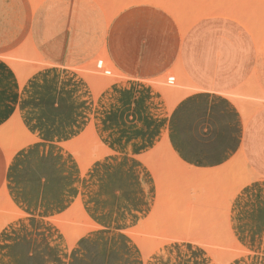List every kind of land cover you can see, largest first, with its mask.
<instances>
[{
	"label": "rangeland",
	"instance_id": "1",
	"mask_svg": "<svg viewBox=\"0 0 264 264\" xmlns=\"http://www.w3.org/2000/svg\"><path fill=\"white\" fill-rule=\"evenodd\" d=\"M43 1L0 0V137H6L9 145L7 147L6 138V140L1 138L0 143L6 144L2 146L9 153V157L16 152L17 147V149L20 148L16 141L12 142L11 138L17 136L13 134L19 133L18 136L21 139L24 138L26 141L28 139L26 136L23 137L22 126L29 133L43 129L56 130L63 138L68 139L79 137L93 128L95 137L97 136L103 145L112 144L110 147L112 149H114L113 146L117 147L116 143L133 145L134 152L128 154L138 159L153 153L154 148L159 143H163L165 139L178 160L187 169L191 167L197 171L222 167L236 157L239 152L234 154L235 149L229 148L226 152L232 153L225 164L203 169L205 165L196 163L194 158L181 151L180 147L175 144L176 131L173 118L179 103L188 95L180 99L181 101L179 100L170 111L169 106L174 102L175 95L171 97L165 95L152 82L165 77L174 69L173 66L179 57L177 52L176 56L172 54V50L177 47L178 38L183 34L186 24L189 25L196 19H198L196 25L206 24L216 29L222 27L234 34L248 36L254 43L253 51L256 52L258 59L256 74L251 76L246 84L225 94L227 97L240 100L239 105L226 97L233 106L235 117L244 124L245 120L248 121L259 113L257 112L259 108H264V0H161L168 6L171 5V8L169 6L170 11L155 4L154 0H96L106 16L109 12L115 13L111 19L107 16L110 22V35L101 52L106 54L109 60L104 56L100 57V53V56L98 55L100 58L96 57L98 60L94 58L72 69L54 66L41 56L40 59L30 39V22ZM160 28H164L165 42L163 47L161 44L159 57L154 58L148 53L149 45L153 43L151 39L154 40L152 33H156L155 31ZM27 41L31 43L33 49L30 47L27 51H23ZM20 47L22 48L18 51ZM15 55L14 60L17 63L11 58ZM11 61L17 65L12 64ZM15 67L23 71V74L27 73L26 77L21 78ZM34 68L36 69L33 71ZM79 70L80 73L95 74L97 81L91 82L87 78H81V82L66 84L51 75H46L49 71L66 75ZM107 78L114 80L104 83ZM170 79L166 83L169 89L179 90L181 87L193 92L204 89L202 86L194 85L190 79L184 80L183 84L179 78ZM13 118L19 119L21 123L17 122L13 126L7 125ZM261 122L263 128L257 126L260 132L264 131V119L260 122L256 120V123ZM259 136L262 139L254 138L252 145L249 143L246 149L241 148L240 150L243 151L244 158L251 167V173L246 170L243 162L238 163L232 170L234 172H230L229 179L224 180V176L223 181L220 178L224 183L220 180L214 182L216 179H210L213 183L203 180L197 182L198 178L196 179L193 175L189 176H193V179L195 177L196 181L195 179L189 181L191 179L185 177L184 167L167 150L161 151L165 152L161 155L153 156L155 162L151 157V161L156 164L159 172H157L158 169L156 172L151 170V167L155 168L149 163L150 157H148L149 167L146 165L147 161L144 163L139 159L145 167H148H146L147 172L152 182V204L147 218L127 233L138 243L145 255H150L149 247L152 250L151 246L158 244L162 238L171 236L169 239L173 242L175 237L173 235H177V239L181 237L182 242L203 250L210 264H240L243 261L242 258L249 252L239 242L242 238H238L234 225V206L236 196L244 187L243 184L247 185L244 179L245 181L241 182L242 186L239 188L238 182L244 178L243 175L245 178L247 175L250 183L254 180H264V173H261L264 171V134H259ZM80 140L79 143L75 141L78 147L81 146L79 147L80 152H89L87 155L85 153L87 161L84 156L89 165L82 160L83 157L78 159L84 161L80 162L83 168L85 165L84 170L92 164L89 161L92 160L90 152L93 155L94 151L98 152L102 149L98 152L101 158L117 152V150L105 151L94 135ZM20 141H18L19 144ZM181 143H184L183 138ZM13 144H15L14 147ZM62 145L67 149L64 143ZM12 149L15 152L10 153ZM96 155H93L92 162L101 159L100 157L95 159ZM244 170L248 173L244 174ZM234 189L239 192H235ZM259 194L264 198V187H261ZM1 195L0 222L3 223L12 216L13 209L12 205L8 204L9 201L4 202L6 201L5 194L3 198ZM253 196H255L254 193ZM76 209L74 207L66 215L59 216V219L63 221H60L58 217L53 219L66 235L67 241L66 232L72 233L78 239L89 227V221L87 222L88 219L84 212L81 213L82 210L77 211ZM7 221L3 226L7 224ZM133 232H137L138 234H135L138 237L132 235ZM163 234H166V237ZM178 234L181 235L179 238ZM167 238L161 240L160 243L165 241L163 245L167 244L166 240L169 243ZM187 238L189 240H185ZM190 238H193L192 241ZM177 239H174V242L179 241ZM76 240L68 243L72 246ZM260 241L264 242V238ZM157 244L155 246L158 247ZM143 246L148 247L147 250L150 252L147 251L146 254ZM255 259L253 258L254 264H264V260L255 261Z\"/></svg>",
	"mask_w": 264,
	"mask_h": 264
},
{
	"label": "crops",
	"instance_id": "2",
	"mask_svg": "<svg viewBox=\"0 0 264 264\" xmlns=\"http://www.w3.org/2000/svg\"><path fill=\"white\" fill-rule=\"evenodd\" d=\"M196 24L182 32L172 50L179 57L173 67L180 65L194 85L204 88L191 92L177 105L173 118L175 144L196 163L205 165L203 169H210L227 162L232 153L226 152L229 148L237 154L249 143L252 145L254 138L262 139L259 134L264 131H258L257 126L263 128V123L256 120L264 119V108L243 124L225 95L256 74L258 59L252 40L222 27ZM29 31L35 49L45 61L72 69L103 51L109 40L110 22L96 0H44L32 17ZM155 32L148 53L157 58L165 42L164 28ZM103 56L109 60L101 53ZM46 75L66 84L85 78L80 70L66 75L49 71ZM85 133L68 139L56 130H37L30 133L37 140L11 157L0 143V194H5L13 206L12 216L0 229V264H210L203 250L187 242H170L148 256L144 254L127 231L137 227L150 212L152 182L147 168L128 154L134 152L133 145L116 143L114 149L110 148L112 144H104L116 153L96 160L84 170L62 143L66 146ZM261 187L264 180H254L236 196L234 225L238 238H242L240 244L249 252L240 264H254L253 258L264 260V242L260 241L264 238ZM75 206L85 213L89 227L70 246L53 219L66 215Z\"/></svg>",
	"mask_w": 264,
	"mask_h": 264
},
{
	"label": "bare ground",
	"instance_id": "3",
	"mask_svg": "<svg viewBox=\"0 0 264 264\" xmlns=\"http://www.w3.org/2000/svg\"><path fill=\"white\" fill-rule=\"evenodd\" d=\"M101 1H104V0H101ZM154 3L155 4H157V5H160V6H162L163 8H166V9H168V11H170L171 9V5L169 4V6H170V8H169V6H168V4L167 3H165V2H162L161 0H154ZM177 9H175V11H176ZM178 11V10H177ZM115 14V13H114ZM114 14H111L110 12L108 13V17H109V19H111L113 16H114ZM198 21V19H196L195 21H193V22H191V23H189V25L188 24H186V26L184 27V29H183V32H186L188 29H189V27H191L194 23H196ZM32 48L33 49V46L31 45V43L30 42H27L26 43V45L23 47V51H27V49L28 48ZM21 50V51H22ZM36 54H37V52H36ZM38 55V57L40 58V55L39 54H37ZM16 57V55L15 56H12L11 58L14 60V58ZM26 58V57H25ZM41 59V58H40ZM15 61V60H14ZM41 61V60H40ZM11 63L12 64H15V63H17L16 61H15V63L13 62V61H11ZM15 65H17V64H15ZM15 69H18L17 70V72H18V74H19V76L21 77V78H24V77H26V74L27 73H25V74H23V71L21 72V71H19V68L18 67H15ZM36 68H34L33 69V71L35 70ZM32 71V72H33ZM97 71V70H96ZM114 72L116 73L117 71H115L114 70ZM82 73V72H81ZM84 73V74H83ZM82 73V75L85 77V78H87V80L88 81H91V82H94V81H97L96 80V76H95V74H90L89 72H87V73H85V72H83ZM116 74H118V73H116ZM169 78H171L170 80H173L174 78H179V80L181 81V84H183V81L184 80H188V79H190L186 74H185V72L182 70V68H181V66L180 65H177L169 74H167L165 77H163V78H160V79H156V80H154L152 83L162 92V93H164L165 95H167V96H169V97H171L172 95H175V100H174V102L173 103H171V108H174L175 107V105L177 104V102L180 100V99H182L183 97H185L186 95H188V94H190L191 92H193L192 90H189V89H185V88H181L180 87V89L179 90H174V89H169V87L166 85V83L168 82V79ZM117 79V78H116ZM115 79V80H116ZM114 79H112L111 80V78H107V79H105L104 80V83H110L111 81H113ZM227 98H229L231 101H233L235 104H239L240 105V100L239 99H237V98H234V97H227ZM241 108H243V106L241 105ZM250 114H254V113H250ZM247 114H245V116H246ZM21 123V121L19 120V119H17V118H13L12 120H11V122L8 124L9 126H13L14 124H16V123ZM16 128V127H15ZM22 129L24 130V132H23V137L24 136H26V137H28V139H27V141L24 139V138H20L18 135H19V133L18 134H13L14 136L15 135H17L15 138L14 137H12L11 138V140H12V142H13V140L14 141H16L17 143V145L21 148V147H24V145L26 144H24V142H27V144L28 143H30V142H33V141H36L37 139L36 138H34L26 129H25V127L24 126H22ZM14 133H16V132H14ZM1 134V133H0ZM20 135H22V134H20ZM94 135V138H96V140H97V142H98V144L100 145V146H102L103 147V149L105 150V151H107V152H111V151H109L101 142H100V140H98L97 139V137H95V134H94V132H93V130L92 129H89L88 131H87V133L84 135V136H82L80 139H86V138H89L90 136H93ZM4 136V135H3ZM22 137V136H21ZM5 139L6 137H0V139ZM14 138V139H13ZM18 138V139H17ZM2 139H1V141H2ZM7 139V138H6ZM5 139V140H6ZM15 139H17V140H15ZM80 139H78V141H76V143H79L81 140ZM20 140H22V141H20ZM29 140H31L30 142H29ZM4 141V140H3ZM7 141V142H6ZM6 141H4V142H6V144H7V147H8V145H9V140L7 139ZM18 141H20V144H19V142ZM24 141V142H23ZM13 143H15V142H13ZM75 143V141L74 142H71V143H68V144H66V148L67 149H69L71 152H73L74 154H75V156L77 157V159H79V157H83L82 158V160H84L85 161V159H84V156H85V153L86 152H83V151H81L80 152V148L79 147H81V146H77L78 144H76ZM83 143V142H82ZM95 143V142H94ZM1 144L3 145L4 144V146L6 145L5 143H3V142H1ZM26 144V145H27ZM41 144V143H40ZM11 145V144H10ZM14 145L15 144H13V147H14ZM22 145V146H21ZM42 145V144H41ZM93 145V144H92ZM38 146V145H37ZM40 146V145H39ZM43 146H44V144H43ZM42 146V147H43ZM50 146V145H49ZM78 147V149H77V147ZM83 146V145H82ZM13 147H9L10 149L11 148H13ZM51 147V146H50ZM75 147H76V150H75ZM5 148V147H4ZM15 148H16V146H15ZM14 148V149H15ZM18 148V147H17ZM16 148V150L15 151H17L18 149ZM19 148V149H20ZM94 148H95V146H94ZM97 148V147H96ZM14 149H12V152H10V153H13V152H15V151H13ZM97 149H99V148H97ZM7 151L9 150L8 148L6 149ZM68 150V151H69ZM78 150V151H77ZM81 150H83V148H81ZM93 150V149H92ZM165 150H167V151H169L172 155H174L175 157H176V155L173 153V151L171 150V148H170V146L168 145V143L166 142V141H164L158 148H156L155 150H154V152L153 153H151L150 155H148V156H144V157H139V159L140 160H142L144 163L146 162V165H148V167H149V164H148V157H150V160H149V163L152 165L153 164V162L151 161V157L153 158V156L155 157V155L157 154V156L158 155H161L162 153H165V152H161V151H165ZM11 151V150H10ZM35 151H37V150H35ZM76 151V152H75ZM100 151H102V149L101 150H99L98 152H100ZM42 152H44V151H42ZM64 152V151H63ZM95 152V151H94ZM93 152V155H96L97 153L95 152L94 153ZM35 153V152H34ZM66 153V152H65ZM87 153H89V152H87ZM87 153H86V155H87ZM91 154H90V156H92L91 158H92V160H89L91 163H93L92 161H93V158H94V156L92 155V152H90ZM7 154H9L8 152H7ZM72 154V153H71ZM103 154H105V153H103ZM102 154V155H103ZM111 154V153H110ZM11 155V154H10ZM42 155V154H41ZM47 155V154H46ZM83 155V156H82ZM100 154L98 153V156L96 155V157H95V159L97 158H99L100 156H99ZM9 156V155H8ZM12 156V155H11ZM40 156V155H39ZM52 156V155H51ZM71 156V155H70ZM104 156V155H103ZM37 157V156H36ZM47 157V156H46ZM68 157V156H67ZM85 158H86V161H87V157L85 156ZM90 158V159H91ZM101 158V157H100ZM89 159V158H88ZM102 159V158H101ZM138 159V160H139ZM133 160V159H132ZM155 159L153 158V161H154ZM176 160H177V162L179 163V164H181V166H183L184 167V169H185V171H184V174L186 175L185 177L187 178V179H191V180H189V181H192V179H193V176H195L196 177V179H197V182H198V180L200 181H207V182H211V183H213L212 181H210V179H216L214 182H218V180H220V181H222L224 178V180H226V179H229L230 177V175L229 174H231L230 172L232 171V170H234L233 168L236 166V164H238V163H241V162H243L244 163V165H245V168H246V170L247 171H249L250 173H251V167L249 166V164L246 162V159L244 158V153H243V151H240L237 155H236V157L231 161V162H229L227 165H224V166H222V167H219V168H216V169H213V170H205V171H197V170H195V169H193V168H191V167H189L188 169L184 166V164L183 163H181L179 160H178V158L176 157ZM42 161H44V160H42ZM49 161V160H48ZM84 161H79V162H84ZM85 161V162H86ZM95 161V160H94ZM89 162V163H90ZM142 162V163H143ZM155 162V161H154ZM54 163V162H53ZM56 163V162H55ZM87 163V165H89L88 164V162H86ZM130 163H131V161H130ZM82 164H84V163H82ZM133 164V163H132ZM86 165V166H87ZM154 166H153V168H155V169H152V167H151V170H154L155 172L157 171V169H158V167L157 166H155L156 164L154 163L153 164ZM187 166V165H186ZM62 167V166H61ZM147 167V166H146ZM147 167V168H148ZM188 167V166H187ZM242 167V166H241ZM84 168H86L85 167V165H84ZM88 168V167H87ZM191 168V169H190ZM236 168V167H235ZM58 169V168H57ZM50 170V169H49ZM34 171V170H33ZM44 171V170H43ZM53 171V170H52ZM157 172H159V169H158V171ZM186 172V173H185ZM187 172H188V174H187ZM232 172H234V171H232ZM125 173V172H124ZM190 173V174H189ZM248 173V172H247ZM247 173H245V170H244V174H247ZM249 173V174H250ZM40 174H41V172H40ZM51 174H52V172H51ZM158 174V173H157ZM249 174H248V176H249ZM23 175V174H22ZM46 175V174H45ZM159 175V174H158ZM189 175H193L192 177H190ZM228 175V176H227ZM57 176V175H56ZM63 176V175H62ZM70 176V175H69ZM225 176V177H224ZM227 176V177H226ZM114 177V176H113ZM195 177H194V179H195ZM224 177V178H223ZM243 177L244 178H241L240 180L241 181H239L238 183L240 184L239 186V188H241V186H242V183L246 180V181H249V180H247V175H246V178H245V175H243ZM22 178V177H21ZM30 178V177H29ZM34 178V177H33ZM32 178V179H33ZM70 178V177H69ZM222 180H221V179ZM248 178H250V177H248ZM127 179V178H126ZM193 179V180H194ZM196 179L194 180V181H196ZM243 179V180H242ZM245 179V180H244ZM25 180H27V179H25ZM37 180V179H36ZM48 180H49V178H48ZM55 180V179H54ZM115 180V179H114ZM116 180H117V177H116ZM223 180V181H224ZM56 181V180H55ZM222 181V182H223ZM244 182V183H246V184H249L250 183V181L247 183V182ZM32 181H30V183H31ZM64 182V181H63ZM242 182V183H241ZM45 183V182H44ZM57 183V182H56ZM115 183V182H114ZM118 183V182H117ZM143 183V182H142ZM224 183V182H223ZM223 183H221V184H223ZM122 184V183H121ZM30 185V184H29ZM124 185V184H123ZM238 185V184H237ZM244 186H245V184H243ZM26 186V185H25ZM59 186V185H58ZM61 186V185H60ZM119 186V185H118ZM128 186V185H127ZM133 186V185H132ZM29 187V186H28ZM5 188V187H4ZM61 188V187H60ZM243 188V187H242ZM59 189V188H58ZM23 190V189H22ZM35 190V189H34ZM43 190V189H42ZM47 190V189H46ZM114 190V189H113ZM235 190V192H237L236 191V189H234ZM56 191H57V189H56ZM71 191V190H70ZM126 191V190H125ZM127 192V191H126ZM239 192V191H238ZM237 192V193H238ZM7 193V192H6ZM122 193V192H121ZM128 193V192H127ZM46 194V193H45ZM62 194V193H61ZM107 194V193H106ZM119 194V193H118ZM129 194H130V192H129ZM1 195V194H0ZM7 195V194H6ZM24 195V194H23ZM235 196H236V194H234ZM3 196V194L1 195V197ZM8 196V195H7ZM39 196V195H38ZM54 196V195H53ZM82 196V195H81ZM119 196V195H118ZM127 196H128V194H127ZM4 197V196H3ZM2 197V198H3ZM114 197V196H113ZM27 198V197H26ZM58 198V197H57ZM78 198H80V197H78ZM5 199H6V201H4V202H8V200H7V197H5ZM16 199V198H15ZM128 199V198H127ZM4 200V199H3ZM69 200V199H68ZM107 200H109V199H107ZM33 201V200H32ZM67 201V200H66ZM97 201V200H96ZM106 203V202H105ZM8 204H9V202H8ZM11 204V203H10ZM9 204V205H10ZM35 204V203H34ZM33 205V204H32ZM18 206V205H17ZM57 206V205H56ZM111 206V205H110ZM75 208H77L76 210L77 211H80V210H82L79 206L77 207V206H75ZM12 209H13V206H12ZM128 210H130V209H128ZM32 213V212H31ZM81 213H83V211H81ZM80 213V214H81ZM85 214V213H84ZM84 214H82V216L84 215ZM21 216L22 215H24V214H20ZM26 215V214H25ZM41 215V214H40ZM33 216V215H32ZM109 216V215H108ZM85 217L87 218V216L85 215ZM84 217V219H86ZM98 217V216H97ZM34 218V217H33ZM60 217H58V219H59ZM105 218V217H104ZM10 219V218H9ZM55 220H57V219H55ZM60 221L62 220V219H59ZM87 220V219H86ZM7 221V219L5 220V221H3V223L2 222H0V228L3 226V224L5 223ZM58 221V220H57ZM63 221V220H62ZM87 222H88V220H87ZM42 224V223H41ZM61 224H62V222H61ZM88 224H89V222H88ZM39 226V225H38ZM115 226V225H114ZM66 232V231H65ZM128 232V231H127ZM67 233V237H68V242L70 243V242H73V240L75 239H77L76 237H75V235H73L72 233H68V232H66ZM135 233H137V232H135ZM134 232L132 233V235L134 234V235H136L137 237H138V233L137 234H135ZM171 233V232H170ZM173 233V232H172ZM169 233H167V235H168ZM174 234H177V233H174ZM181 234V233H180ZM180 234H178V238L181 236ZM183 234H185V233H183ZM52 235V234H51ZM164 235V234H163ZM166 235V234H165ZM164 235V236H165ZM170 235H173V234H170ZM180 235V236H179ZM187 235V234H186ZM136 236H133V237H136ZM163 236V237H164ZM173 236H175L174 237V239H177V235H173ZM172 236V237H173ZM185 236V235H184ZM183 236V238H186V237H184ZM166 237V236H165ZM171 237V236H170ZM170 237H166L167 239H169ZM189 237V236H188ZM190 237H192L191 235H190ZM73 240H72V239ZM166 238H162L161 240H164V239H166ZM193 238H194V236H193ZM193 238H190V240L192 241V239ZM174 239H173V242H174ZM30 240V239H29ZM117 240H118V238H117ZM161 240H159V242H158V244L157 245H159V243L161 242ZM172 240V239H171ZM177 240H179V241H176V242H182L181 240H182V238L180 237L179 239H177ZM184 240V239H183ZM185 240H189L188 238L187 239H185ZM197 240V239H196ZM4 241V240H3ZM66 241H67V239H66ZM82 241V240H81ZM106 241V240H105ZM169 241H170V239H169ZM87 242V241H86ZM92 242H93V240H92ZM163 243L165 242V241H162ZM171 242V241H170ZM169 242V243H170ZM94 243V242H93ZM122 243V242H121ZM163 243H160V245L158 246V247H161V246H163ZM166 243H168V240H166ZM73 244V243H72ZM87 244V243H86ZM114 244H115V242H114ZM155 244V245H156ZM162 244V245H161ZM70 245V244H69ZM126 245V244H125ZM155 245H153V246H151V247H153V249L151 250V248L149 247V250L152 252V251H154V248L155 249H158V247L157 246H155ZM2 246V245H1ZM31 246V245H30ZM131 246V245H130ZM155 246V247H154ZM20 247V246H19ZM62 247V246H61ZM124 247V246H123ZM70 248V247H69ZM143 248H145L144 246H143ZM6 249V248H5ZM148 249V247L147 248H145V250H146V254L148 253V252H150L149 250H147ZM162 249V248H161ZM60 251V250H59ZM88 251V250H87ZM91 251H93V250H91ZM108 251V250H107ZM123 251V250H122ZM148 251V252H147ZM162 251V250H161ZM73 252H74V250H73ZM102 252V251H101ZM163 252V251H162ZM82 253V252H81ZM89 253V252H88ZM92 253V252H91ZM110 253V252H109ZM120 253V252H119ZM72 254V253H71ZM70 255V254H69ZM148 255V254H147ZM146 255V256H147ZM4 256V255H3ZM188 258V257H187ZM107 259H109V258H107ZM146 259V258H145ZM74 260V259H73ZM137 260V259H136ZM68 261V260H67ZM88 261V260H87ZM145 261V260H144ZM91 262V261H90ZM74 263V262H73ZM81 263V262H80ZM129 263V262H128ZM27 264V263H26ZM35 264V263H34ZM69 264V263H68ZM136 264V263H135Z\"/></svg>",
	"mask_w": 264,
	"mask_h": 264
}]
</instances>
